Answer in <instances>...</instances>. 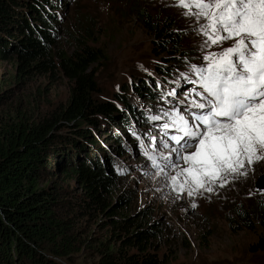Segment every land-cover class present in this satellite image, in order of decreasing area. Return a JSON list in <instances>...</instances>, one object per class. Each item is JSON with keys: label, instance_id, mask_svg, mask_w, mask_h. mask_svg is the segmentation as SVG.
I'll return each mask as SVG.
<instances>
[{"label": "rangeland", "instance_id": "rangeland-1", "mask_svg": "<svg viewBox=\"0 0 264 264\" xmlns=\"http://www.w3.org/2000/svg\"><path fill=\"white\" fill-rule=\"evenodd\" d=\"M59 2L57 7L61 8L55 14L58 20L54 31V72L22 73L15 57L0 62V115L19 111L38 121L64 108L71 83L57 67V59L66 58L81 47L97 54L99 59L91 70L97 83L94 99L99 104L112 103L116 112L111 123L97 117L100 123L90 138L97 141L91 147L95 156L90 154L87 159L94 161L97 156L115 164V183L105 198L112 214L107 216L87 207H72L74 210L68 211L81 243L85 244L83 250L73 255L71 264H99L97 248L107 239L105 243L110 246L120 245L122 237H116L117 230L111 227L112 221L119 220L134 225L140 222L143 229L153 228L147 243L162 264H264V249L258 245L260 239L264 240V207H259L264 204V192H258L255 187L264 174V159L255 161L254 173L246 166V176L231 178L212 193L200 190L192 197L187 191L178 195L170 181L175 172L166 169L160 173L147 159L148 154L157 158L170 155L167 148H157L161 141L167 142L168 136L176 135L173 131L165 134V120L142 118L145 125L141 130L134 126L135 135L116 126L117 115L124 112L114 102L116 96L125 97L136 111L148 117L162 115L173 106L180 107L178 100L183 95L174 99L168 92L175 89L186 94L191 85L180 79V73L187 71V62L202 63L198 51L201 37L193 31L194 18L185 17L182 9L169 6L174 0ZM138 9L150 16L164 14L176 19L181 29H189L180 35L179 44L173 49L177 53L159 49L157 37L138 18ZM228 44L230 41L224 46ZM167 54L174 58H168ZM156 66L168 67L170 76L156 73ZM147 79L155 85L152 87ZM140 81H144L153 96L136 100L134 89ZM69 167L73 166L66 169ZM62 173L51 180L53 184L68 190L65 195L69 199H80L83 191L73 174ZM121 196L124 198L119 202Z\"/></svg>", "mask_w": 264, "mask_h": 264}, {"label": "trees", "instance_id": "trees-1", "mask_svg": "<svg viewBox=\"0 0 264 264\" xmlns=\"http://www.w3.org/2000/svg\"><path fill=\"white\" fill-rule=\"evenodd\" d=\"M59 3L0 0V62L15 57L22 73L54 72V31L58 20L55 14L61 8L57 7ZM136 14L157 37L159 49L177 53L173 49L179 44L180 35L189 29H181L176 19L164 14L150 16L141 9ZM98 59L87 47L57 59V67L71 83L64 108L38 121L19 111L0 115V264H71L73 255L85 244L81 243L68 211L87 207L107 216L112 214L105 198L115 183V164L97 156L94 161L87 159L90 154L95 156L91 147L97 141L90 138L100 123L97 117L111 123L116 112L112 103L99 104L94 99L97 83L91 70ZM155 68L156 73L170 76L168 67ZM134 90L136 100L153 96L144 81L136 84ZM114 102L124 109L117 115L116 126L131 134L134 126L143 128L142 118L148 116L136 111L123 96H116ZM67 166L73 167L66 169ZM62 172L64 176L73 174L83 191L80 199H69L65 195L68 190L53 184L51 180ZM111 227L122 240L117 247L106 244L108 239L98 246L99 264H162L147 243L153 228L143 229L140 222L134 225L127 220L112 221ZM258 245L264 249V240L260 239Z\"/></svg>", "mask_w": 264, "mask_h": 264}, {"label": "snow or ice", "instance_id": "snow-or-ice-1", "mask_svg": "<svg viewBox=\"0 0 264 264\" xmlns=\"http://www.w3.org/2000/svg\"><path fill=\"white\" fill-rule=\"evenodd\" d=\"M169 6L194 18L202 63L187 62L180 73L191 85L186 94L169 90L174 99L183 95L180 107L148 117L163 118L165 134L176 135L157 145L169 156L147 159L160 173L172 169L173 191L192 197L246 176V166L264 159V0H174Z\"/></svg>", "mask_w": 264, "mask_h": 264}, {"label": "water", "instance_id": "water-1", "mask_svg": "<svg viewBox=\"0 0 264 264\" xmlns=\"http://www.w3.org/2000/svg\"><path fill=\"white\" fill-rule=\"evenodd\" d=\"M256 189H264V174L258 179V181L255 184Z\"/></svg>", "mask_w": 264, "mask_h": 264}, {"label": "bare ground", "instance_id": "bare-ground-1", "mask_svg": "<svg viewBox=\"0 0 264 264\" xmlns=\"http://www.w3.org/2000/svg\"><path fill=\"white\" fill-rule=\"evenodd\" d=\"M248 168H249V167H248ZM248 168H247V169H248ZM252 170H253V172H252ZM256 170H257V169H256V163L254 162L253 165L250 166V171H251L252 173H254ZM229 179H231V177L228 178V181H229ZM237 180H238V179H237ZM240 183H241V182H240ZM240 183H239V184H240ZM216 187H217V186H214V188H216Z\"/></svg>", "mask_w": 264, "mask_h": 264}]
</instances>
